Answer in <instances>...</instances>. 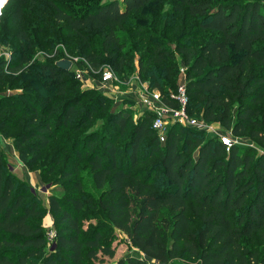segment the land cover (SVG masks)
<instances>
[{
	"label": "trees",
	"instance_id": "trees-1",
	"mask_svg": "<svg viewBox=\"0 0 264 264\" xmlns=\"http://www.w3.org/2000/svg\"><path fill=\"white\" fill-rule=\"evenodd\" d=\"M80 1L86 7L77 14L49 5L52 23L75 40L77 54L91 71H99L103 60L119 71L129 44L118 32H125L129 18L149 9L154 0ZM25 2L16 0L10 17L13 22H22ZM174 2V12L185 8L196 27L210 34L200 48L176 46L189 72L196 75L186 85L188 114L196 116L191 100L196 105L203 103L205 122L216 121L235 135L251 127L249 136L264 149V0ZM146 31L135 34L138 46H145L140 51L139 72H147L162 103L175 108L177 103L165 97L167 91L154 69L165 73V59L172 54L160 45L152 48V39H144ZM19 37L25 44L20 46L30 51L27 31L20 29ZM31 55L13 52L10 61L0 60V85L29 74L55 82L52 95L22 90L0 98V113L4 114L0 129H9L10 118L18 114L13 121L15 126L20 121V132L13 144L20 162L29 169L49 144L59 141L65 145L68 158L56 183L65 190L80 191L81 164L89 167L93 186L101 191L98 207L135 249L114 264H176L185 257L195 264H264V251L257 248L264 241V153L255 155L252 149L235 144L226 151L219 139L202 141L198 131L176 124L168 127L160 143L148 125L150 112L133 125L129 116L109 108L112 101L97 91L73 93L68 89L72 73L55 66L60 59L57 52L42 63H31ZM47 81L45 87H49ZM89 94L94 97L84 103ZM229 96L251 105L240 107L234 121ZM103 113L101 130L78 135ZM63 131L73 136L62 138ZM119 141L131 152L126 157L129 167L124 166L125 159L119 162ZM142 148L149 150V158L159 160L163 170L159 185L150 184L151 169H135ZM59 164L60 155L55 153L50 172ZM38 202L30 187L16 184L0 167V264H105L114 258L115 251L100 230L83 231V204L75 196L50 195L54 241L49 248ZM135 202H139L136 214L131 211ZM189 202L201 223L196 233L187 217Z\"/></svg>",
	"mask_w": 264,
	"mask_h": 264
},
{
	"label": "rangeland",
	"instance_id": "rangeland-1",
	"mask_svg": "<svg viewBox=\"0 0 264 264\" xmlns=\"http://www.w3.org/2000/svg\"><path fill=\"white\" fill-rule=\"evenodd\" d=\"M9 1L10 0H5L3 5L4 9L1 11L0 60H5L4 53L9 54V58H11L12 53L15 52L21 54V56L24 54H32L31 63H42L46 59H49L52 53L57 52L58 58H68L73 62V66L70 69L72 73L70 79L72 82L69 84L68 89L72 90L73 93L97 91L99 94L106 96L112 101L109 108L114 107L116 110L121 111L122 114L129 116L133 125L144 113L150 112V121L148 125L152 127V122L156 113L155 110L162 102L160 92L152 86L153 81L149 74H147V72H139L138 60L140 51H145V46H138V39L135 38V34L143 33L147 30L144 34V39H152V48H154V46L156 48L157 45H160L172 54L170 58L165 59V73L160 68H154L157 70L158 77L163 81L161 84L165 92L167 91L165 97L168 100L177 95L180 87L186 91L187 82L196 77L195 74L189 72L188 66L183 63V58L175 51L176 46L187 45L193 49H197L203 45V42L207 38H210L209 32L200 31L196 27V20L187 15L185 8L179 13L174 12V0H154L149 9L142 10L140 13L132 15L129 18V25L126 26L125 32H118L121 40L129 45L125 48L124 64L121 69L119 71L113 69L114 80L105 83L102 81L99 74H92L89 71L88 65H86L83 59L77 54L75 40L68 35L67 32L62 30L59 31L58 27L52 23L50 18L51 10L49 5L53 4L62 10L77 14L81 9L86 7L80 0H25L26 2L23 8L24 16L20 24L10 19L11 14L16 10V0L12 4H9ZM120 1L121 0H119V2ZM36 21H39L38 25L34 24ZM21 24L22 26H20ZM56 24L61 25L58 23ZM151 24H153V26H151ZM20 29L27 31L28 38L31 40L30 51L20 46L25 45L20 42ZM37 29H39V31H37ZM128 34L130 37H128ZM99 42L98 39L95 40L97 49ZM146 52L149 55L150 50ZM46 54H48V57ZM110 68H112L110 63L103 60L100 70L96 73ZM169 77L173 78L168 81ZM19 81H21V84H25V86H20ZM46 81L47 80L44 79H37L29 74L21 75L15 82L13 80L8 81L7 79L0 85V98L20 93L22 90L34 95L37 93L43 96L52 95V88L55 86V82L50 83L47 81L49 87H45V85H47L45 84ZM92 97H94L92 94L85 96L84 103L92 99ZM144 100L150 101L151 106H148ZM172 100L175 101L174 99ZM175 103L177 102L175 101ZM229 103L231 104L233 121L236 117V111L240 107H251L249 104L233 99L232 96H229ZM191 107L196 114V116L191 117L201 120L208 127L207 130L198 131L202 134L200 137L202 141H206L207 139L215 141L219 138L218 135H222L230 138L235 145H239L244 149H252V154L259 155L264 153V149L249 136L251 127L242 131L241 134L235 135L232 133V130L223 128L216 121L210 123L205 122L202 118L204 109L203 103L196 105V101L193 99L191 100ZM253 107L255 109H260V105H255ZM17 115L18 114H15L12 118L7 116V118L11 119L9 129H0V167L4 176L8 175L13 177L16 184H26L37 196L42 211L41 223L46 233L48 247L52 249V243L54 241L53 218L49 211L50 195H55L59 198L75 196L77 199L81 200L83 204L81 219L83 231L88 233L92 232L94 229L100 230L102 237L107 239L115 251L114 258L106 259L105 264H114L120 258L135 253V249L130 245V241L126 235L120 230L112 227L105 213L98 207L97 200L101 195V191L94 188L89 167L85 164H81L82 188L80 191L77 192L72 189L65 190L64 187L56 185V183L60 181V179H58L59 171L68 158L65 145H61L59 141L49 144V146L41 152L40 159L33 168L29 169L20 162L13 144L15 136L20 132V127L18 126L20 121L17 123V126H15L16 124L14 122ZM3 117L4 114L0 113V120H2ZM105 117L106 113L97 114L94 124L82 129L78 135L90 130H101L102 124L105 122ZM181 128L187 129V127L182 126ZM131 129L130 127V130ZM4 133H6V135ZM61 136L62 138H69L73 135H71V133L66 135V131H63ZM118 143L121 144L119 146V162L121 163V160L124 161L125 159L124 166L127 167L128 159H126V157L128 158L131 152H127L123 149L121 141ZM225 150L227 151V149ZM148 152L149 150L143 148L140 150L137 157L140 159V162H146H139L135 169H151L149 172V175H151L150 184L159 185V179L161 178L163 170L160 167L158 158H149ZM55 153H59L60 155V164L53 172H50L51 160ZM138 205L139 202L133 203L131 211L135 214L139 207ZM188 205L189 213L187 217L192 223L193 233H196L201 226L200 219L194 211V204L189 202ZM263 247L264 241L257 243L258 251H264ZM175 263L195 264L193 260L187 257L182 259L178 258Z\"/></svg>",
	"mask_w": 264,
	"mask_h": 264
},
{
	"label": "built area",
	"instance_id": "built-area-1",
	"mask_svg": "<svg viewBox=\"0 0 264 264\" xmlns=\"http://www.w3.org/2000/svg\"><path fill=\"white\" fill-rule=\"evenodd\" d=\"M4 56L7 62L10 61L9 54L4 53ZM62 59H68V58H62ZM88 68L90 72L95 73L91 71L90 67ZM95 74H99L102 81L105 83H108L114 80V74L111 68L106 69L104 71L102 70L99 73H95ZM172 99H174L177 102V107L171 108L167 105L165 106L161 102V105L158 106V108H156L155 110L156 113H155L154 120L152 122V129L156 133L160 143H163L165 141L166 132L168 130V127L171 126V124L172 125L176 124L182 127H187V128H190L196 131H204L208 129V127L206 126L204 122H202L201 120H197L187 114L186 107L188 104V96L186 94L185 89L180 87L178 89L177 95L173 97ZM144 102L148 104V106H151L150 101L144 100ZM218 137L222 145L227 150L230 149L235 144L228 137H225L222 135H218Z\"/></svg>",
	"mask_w": 264,
	"mask_h": 264
},
{
	"label": "water",
	"instance_id": "water-1",
	"mask_svg": "<svg viewBox=\"0 0 264 264\" xmlns=\"http://www.w3.org/2000/svg\"><path fill=\"white\" fill-rule=\"evenodd\" d=\"M55 66L62 70L69 71L72 68L73 63L68 59H60L55 62Z\"/></svg>",
	"mask_w": 264,
	"mask_h": 264
},
{
	"label": "bare ground",
	"instance_id": "bare-ground-1",
	"mask_svg": "<svg viewBox=\"0 0 264 264\" xmlns=\"http://www.w3.org/2000/svg\"><path fill=\"white\" fill-rule=\"evenodd\" d=\"M4 3H5V0H4L3 4H0V16H1V11H2L1 9L3 8Z\"/></svg>",
	"mask_w": 264,
	"mask_h": 264
},
{
	"label": "snow or ice",
	"instance_id": "snow-or-ice-1",
	"mask_svg": "<svg viewBox=\"0 0 264 264\" xmlns=\"http://www.w3.org/2000/svg\"><path fill=\"white\" fill-rule=\"evenodd\" d=\"M4 0H0V4H3Z\"/></svg>",
	"mask_w": 264,
	"mask_h": 264
}]
</instances>
